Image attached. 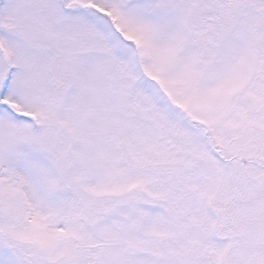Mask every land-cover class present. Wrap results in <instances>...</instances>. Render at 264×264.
Returning a JSON list of instances; mask_svg holds the SVG:
<instances>
[{"label": "snow or ice", "instance_id": "1", "mask_svg": "<svg viewBox=\"0 0 264 264\" xmlns=\"http://www.w3.org/2000/svg\"><path fill=\"white\" fill-rule=\"evenodd\" d=\"M0 264H264V0H0Z\"/></svg>", "mask_w": 264, "mask_h": 264}]
</instances>
